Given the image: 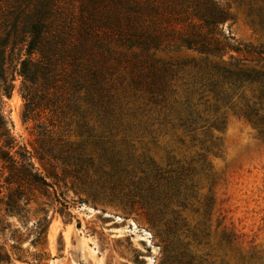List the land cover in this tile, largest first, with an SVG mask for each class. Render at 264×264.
<instances>
[{"label": "rangeland", "instance_id": "rangeland-1", "mask_svg": "<svg viewBox=\"0 0 264 264\" xmlns=\"http://www.w3.org/2000/svg\"><path fill=\"white\" fill-rule=\"evenodd\" d=\"M218 1L232 16L223 30L241 47L233 54L256 58L264 31L253 22L258 12L249 15L250 0ZM157 57L173 65L164 93L152 98L130 85L123 67L111 108L87 114L95 166L78 174L58 167L55 179L34 158L53 187L34 188L25 217H8L0 243L14 264H264V137L242 99L253 86L217 89L204 56L185 47ZM22 82L15 72L3 107L21 144L34 152L35 125L52 120L55 138H88L80 132L82 101L66 119L44 110L39 120L24 119Z\"/></svg>", "mask_w": 264, "mask_h": 264}, {"label": "trees", "instance_id": "trees-1", "mask_svg": "<svg viewBox=\"0 0 264 264\" xmlns=\"http://www.w3.org/2000/svg\"><path fill=\"white\" fill-rule=\"evenodd\" d=\"M249 8V15L258 12L259 20L253 22L264 31V0H250ZM230 19L218 0H0V235L11 230L9 216L25 217L34 188L53 187L35 157L55 179L58 167L78 174L95 166L87 149L94 132L87 114L111 108L113 77L121 68L127 67L130 85L152 98L164 93L173 65L157 52L169 46L203 55L206 71L218 76L217 89L223 90L221 84L234 90L253 86L251 97L242 96L244 113L264 137V48H257L250 61L237 58L233 52L241 47L222 28ZM15 72L23 78L24 119L39 120L43 110L66 119L83 108L82 101L87 109L80 132L88 138L78 143L62 134L55 138L52 120L35 125L34 152L21 144L3 111L4 99L15 87ZM101 165L97 173L103 171ZM0 264H14L1 243Z\"/></svg>", "mask_w": 264, "mask_h": 264}]
</instances>
